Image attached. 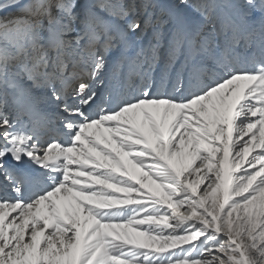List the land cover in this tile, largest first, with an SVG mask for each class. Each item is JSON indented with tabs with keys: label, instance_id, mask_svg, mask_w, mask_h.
Returning <instances> with one entry per match:
<instances>
[{
	"label": "snow or ice",
	"instance_id": "obj_1",
	"mask_svg": "<svg viewBox=\"0 0 264 264\" xmlns=\"http://www.w3.org/2000/svg\"><path fill=\"white\" fill-rule=\"evenodd\" d=\"M0 264H264V0H0Z\"/></svg>",
	"mask_w": 264,
	"mask_h": 264
}]
</instances>
